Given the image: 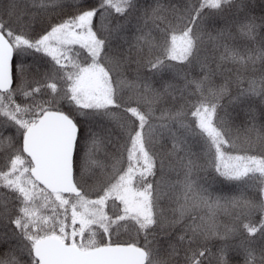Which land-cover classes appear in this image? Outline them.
<instances>
[{"label": "snow or ice", "instance_id": "obj_1", "mask_svg": "<svg viewBox=\"0 0 264 264\" xmlns=\"http://www.w3.org/2000/svg\"><path fill=\"white\" fill-rule=\"evenodd\" d=\"M0 264H264V0H0Z\"/></svg>", "mask_w": 264, "mask_h": 264}]
</instances>
